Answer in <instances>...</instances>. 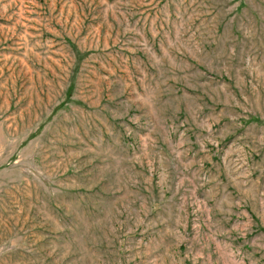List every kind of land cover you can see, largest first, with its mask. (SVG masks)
<instances>
[{"label": "rangeland", "instance_id": "obj_1", "mask_svg": "<svg viewBox=\"0 0 264 264\" xmlns=\"http://www.w3.org/2000/svg\"><path fill=\"white\" fill-rule=\"evenodd\" d=\"M0 264H264V0H0Z\"/></svg>", "mask_w": 264, "mask_h": 264}]
</instances>
